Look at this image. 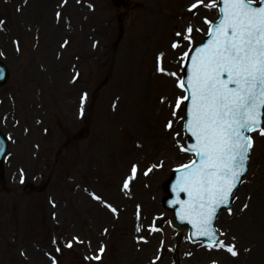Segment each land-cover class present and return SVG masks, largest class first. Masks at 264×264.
I'll list each match as a JSON object with an SVG mask.
<instances>
[{
    "label": "rangeland",
    "instance_id": "obj_1",
    "mask_svg": "<svg viewBox=\"0 0 264 264\" xmlns=\"http://www.w3.org/2000/svg\"><path fill=\"white\" fill-rule=\"evenodd\" d=\"M191 1L125 0L120 10L112 0H52L46 20L35 7L44 0H0V58L11 68L0 125L12 135L0 178V264H172L177 229L163 182L192 155L181 151L178 64L160 72L156 57L185 28L183 11L186 20L205 13L186 10ZM254 134L250 169L218 219L239 255L200 249L196 264H264V136ZM197 248L181 237L182 258Z\"/></svg>",
    "mask_w": 264,
    "mask_h": 264
},
{
    "label": "snow or ice",
    "instance_id": "obj_2",
    "mask_svg": "<svg viewBox=\"0 0 264 264\" xmlns=\"http://www.w3.org/2000/svg\"><path fill=\"white\" fill-rule=\"evenodd\" d=\"M201 4L203 0H197L189 11ZM204 6L216 9L218 18L211 21L205 17L209 25L207 43L195 48L191 57L188 52L183 56L190 60V67L187 78L178 81L185 95L177 99L176 108L183 101L190 102L185 128L195 142L181 147V151L192 152L197 159L180 166L176 188L189 199L176 203L181 204L182 219L195 217V236L207 237L209 248H223L236 256L235 245L217 240L213 222L218 210L229 205L247 170L253 147L250 133L258 131L264 136V0H209ZM193 31L188 25L186 34L177 32L176 36L190 42ZM172 47L180 44L174 42ZM162 59L163 54L158 57L160 72H164ZM167 127H172L171 121ZM136 173L133 165L131 177L123 184L125 190ZM99 251L102 253L103 248Z\"/></svg>",
    "mask_w": 264,
    "mask_h": 264
},
{
    "label": "bare ground",
    "instance_id": "obj_3",
    "mask_svg": "<svg viewBox=\"0 0 264 264\" xmlns=\"http://www.w3.org/2000/svg\"><path fill=\"white\" fill-rule=\"evenodd\" d=\"M45 3L43 4L42 2H39V4H36L35 3V7H36V13H42L43 14V19H46V20H50L51 19V14L50 15H46L45 14V10L47 9L46 7H50L52 6V0H44ZM47 1V3H46ZM163 29L164 30H167L166 28H158V33H159V30L163 32ZM167 53H169V55H173L174 54V50L172 51H168ZM15 71H16V66H15ZM143 76H136V84L137 86L141 85L142 84V81H143ZM146 88V85L144 84V86L142 87V89H145Z\"/></svg>",
    "mask_w": 264,
    "mask_h": 264
}]
</instances>
